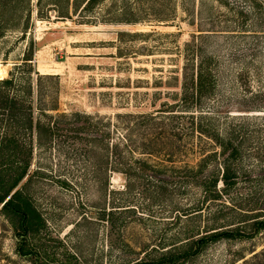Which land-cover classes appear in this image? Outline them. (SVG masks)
<instances>
[{
	"label": "trees",
	"instance_id": "trees-1",
	"mask_svg": "<svg viewBox=\"0 0 264 264\" xmlns=\"http://www.w3.org/2000/svg\"><path fill=\"white\" fill-rule=\"evenodd\" d=\"M101 1L72 7L92 10ZM181 6L198 32L178 45L169 76L155 85L164 86L153 93L158 104L150 109L111 117L82 109L50 111L58 105L47 107L36 83L50 74L38 73L28 53L0 77L1 131H14V146L18 131H30L35 145L58 134L84 139L99 187L109 170L123 179L115 192L135 188L154 202L171 199L176 230L125 264H187L210 243L249 239L264 230V213L244 208L252 203L238 190L251 179L249 165L264 164V0H181ZM131 10L123 4L116 20L131 22ZM29 159L17 164L14 159L13 177L0 173V209L16 217L25 234L44 224L17 186L25 175L41 172L29 167ZM116 206L113 210L135 208ZM21 250L29 251L25 243ZM259 255L264 264V249L253 252L252 260Z\"/></svg>",
	"mask_w": 264,
	"mask_h": 264
},
{
	"label": "rangeland",
	"instance_id": "rangeland-1",
	"mask_svg": "<svg viewBox=\"0 0 264 264\" xmlns=\"http://www.w3.org/2000/svg\"><path fill=\"white\" fill-rule=\"evenodd\" d=\"M81 1L0 0V77L28 53L38 73L50 74L36 82L46 106L58 105L50 111L82 109L111 117L158 104L153 93L164 86L156 83L169 76L178 45L198 32L181 0H103L92 10L73 9L72 3ZM123 4L132 9L131 22L115 18ZM31 75L34 82V70ZM18 133L14 146V131L0 126V173L13 177L14 159L17 164L27 158L31 169L41 170L17 186L28 193L44 224L25 234L16 217L0 209V264H125L176 230L171 199L154 202L135 188L115 192L123 179L109 170L99 187L84 139L58 134L35 145L30 131ZM262 162L251 163V179L238 186L252 203L244 208L257 207L261 214ZM119 204L135 208L113 210ZM23 243L28 252L21 250ZM263 249L264 230L249 239L210 243L187 264H247L245 259L259 264L262 255L252 260V254Z\"/></svg>",
	"mask_w": 264,
	"mask_h": 264
},
{
	"label": "water",
	"instance_id": "water-1",
	"mask_svg": "<svg viewBox=\"0 0 264 264\" xmlns=\"http://www.w3.org/2000/svg\"><path fill=\"white\" fill-rule=\"evenodd\" d=\"M15 189L12 190V192L14 191Z\"/></svg>",
	"mask_w": 264,
	"mask_h": 264
}]
</instances>
